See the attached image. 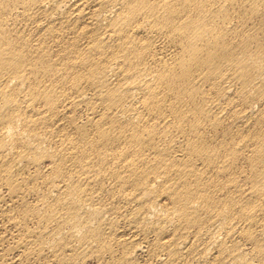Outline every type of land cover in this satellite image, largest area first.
<instances>
[{
  "label": "bare ground",
  "instance_id": "1",
  "mask_svg": "<svg viewBox=\"0 0 264 264\" xmlns=\"http://www.w3.org/2000/svg\"><path fill=\"white\" fill-rule=\"evenodd\" d=\"M0 264H264V0H0Z\"/></svg>",
  "mask_w": 264,
  "mask_h": 264
}]
</instances>
